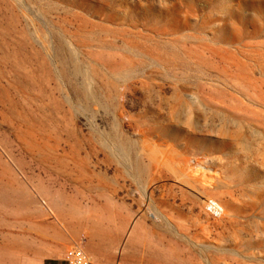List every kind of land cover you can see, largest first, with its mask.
Wrapping results in <instances>:
<instances>
[{
	"label": "rangeland",
	"instance_id": "374dc122",
	"mask_svg": "<svg viewBox=\"0 0 264 264\" xmlns=\"http://www.w3.org/2000/svg\"><path fill=\"white\" fill-rule=\"evenodd\" d=\"M80 242L264 264V0H0V264Z\"/></svg>",
	"mask_w": 264,
	"mask_h": 264
},
{
	"label": "built area",
	"instance_id": "2783aa9c",
	"mask_svg": "<svg viewBox=\"0 0 264 264\" xmlns=\"http://www.w3.org/2000/svg\"><path fill=\"white\" fill-rule=\"evenodd\" d=\"M205 206L206 211L215 218H221L225 213L224 206L215 199L207 200ZM65 260L68 264H101L92 259L82 243L70 246L66 251Z\"/></svg>",
	"mask_w": 264,
	"mask_h": 264
},
{
	"label": "crops",
	"instance_id": "0c3cea01",
	"mask_svg": "<svg viewBox=\"0 0 264 264\" xmlns=\"http://www.w3.org/2000/svg\"><path fill=\"white\" fill-rule=\"evenodd\" d=\"M82 242H80V244H81ZM75 245V244H74ZM70 246H72V245H70ZM69 246V247H70ZM68 247V248H69ZM83 247H84V245H83ZM85 249V248H84ZM48 264H68L67 262H66V260H65V257L64 256H62V257H60V258H54L51 262H49Z\"/></svg>",
	"mask_w": 264,
	"mask_h": 264
}]
</instances>
